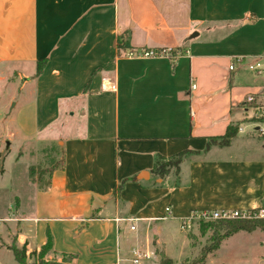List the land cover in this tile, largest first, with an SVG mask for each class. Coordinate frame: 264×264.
I'll return each mask as SVG.
<instances>
[{
  "label": "crops",
  "instance_id": "crops-1",
  "mask_svg": "<svg viewBox=\"0 0 264 264\" xmlns=\"http://www.w3.org/2000/svg\"><path fill=\"white\" fill-rule=\"evenodd\" d=\"M124 32L127 49L174 53L125 57ZM263 55L264 0H0V62L21 68L34 99L33 127L17 112V132L61 149L47 181L33 183L20 243L39 249L51 236L75 264H126L134 246L150 254L141 264L180 261L166 242L190 245L180 222L191 211L263 207L264 140L246 130L256 122L244 102L263 84L247 64ZM230 125L228 144L212 142ZM184 150L178 171H152L158 155ZM258 230L243 231L263 264Z\"/></svg>",
  "mask_w": 264,
  "mask_h": 264
},
{
  "label": "rangeland",
  "instance_id": "rangeland-1",
  "mask_svg": "<svg viewBox=\"0 0 264 264\" xmlns=\"http://www.w3.org/2000/svg\"><path fill=\"white\" fill-rule=\"evenodd\" d=\"M37 66L36 64L27 66L26 70L32 74ZM20 70L21 68L15 64L0 62V169H2L0 170V262L21 264L15 259L14 248L23 250L26 264H39L41 259L63 262L64 258L52 251L46 250L42 253L40 248L29 249L18 240L22 219L29 214L32 207L34 184H44L53 166L58 165L61 160V149L56 140L23 138L17 132L14 123L17 112L20 113L16 117L19 120L23 119L25 128L33 127L31 104L34 99L27 95L31 93L32 87L27 86L23 90L24 77L20 74ZM262 82L263 77H260L258 83ZM247 115L253 117L252 107L248 109ZM254 122L256 124L249 125L246 130L250 131V135L253 133L258 141H263L264 138L260 137V132L255 127H263L264 123ZM67 126L68 115L62 118L57 127L62 134ZM31 167L34 168L33 176L30 173ZM257 210H253L249 219L264 221L263 217L255 215ZM207 221L211 220L195 219L190 229L182 230L186 235L193 234L191 238L188 237L190 245L183 243L182 246V236L177 240L178 245L176 240H167V252L175 258L187 256L192 258L200 254L204 247L212 244L218 233L225 231L224 228L217 229L212 223H206ZM255 229L264 231V227ZM250 244H252L250 235L240 230L237 234L223 238L217 255L209 256L205 264H258L259 246L250 250ZM145 261L146 259H143L142 263ZM126 264L132 262L128 261Z\"/></svg>",
  "mask_w": 264,
  "mask_h": 264
},
{
  "label": "trees",
  "instance_id": "trees-1",
  "mask_svg": "<svg viewBox=\"0 0 264 264\" xmlns=\"http://www.w3.org/2000/svg\"><path fill=\"white\" fill-rule=\"evenodd\" d=\"M118 46L121 51V53L125 52L129 46V38L128 33L124 32L122 33L118 38ZM40 64L38 65V70L41 69V61H39ZM253 120L260 121L261 119L253 116ZM238 126L230 125L228 126L226 132L224 135L212 137V142H218L222 145L228 144L230 142V139L237 133ZM188 152V150L180 151L170 157H165L163 155H158L154 166L152 168V171L159 176H164L165 174L169 173L171 170L178 171L180 162L182 161L184 155ZM2 170V169H0ZM30 173L33 176L34 168H30ZM206 223H212L215 225L217 229L224 228V233H218L216 237L214 238V241L209 247H204L200 254H198L195 257H186L180 261H175L171 257L167 256L166 254H161L159 264H204L207 255L210 252L215 251L217 248H219L221 240L225 237H228L232 235L233 233L245 230V231H252L257 227H264V221L261 219H242V218H231V219H219V220H211L207 221ZM204 228L203 226L201 227ZM193 236L192 233L188 234V237L191 238ZM42 253L46 250L52 251L56 255H60L64 258L63 262L55 261V260H40L39 264H75L74 262V256L69 253H58L53 248V240L52 237L49 236L48 241L41 246ZM15 259L20 262L21 264H26L24 260V252L21 249L14 248L13 249ZM1 264V263H0Z\"/></svg>",
  "mask_w": 264,
  "mask_h": 264
},
{
  "label": "built area",
  "instance_id": "built-area-1",
  "mask_svg": "<svg viewBox=\"0 0 264 264\" xmlns=\"http://www.w3.org/2000/svg\"><path fill=\"white\" fill-rule=\"evenodd\" d=\"M174 49L172 48H129L125 51L124 56L128 58H154L171 55ZM245 60V56L237 55L233 57L232 62L229 65L230 69H233L237 63H241ZM248 69L252 70L256 74L263 76V84L261 90L257 93H248L244 102L254 109V115L260 118L264 123V55L262 62L253 61L247 64ZM192 88L196 87L195 83H192ZM261 133L264 135V126L260 127ZM255 215L264 218V206L257 208ZM166 210L169 212L171 208L168 206ZM255 209H199L193 210L189 215L184 217L180 222V229L185 231L190 229L195 219L202 220H219V219H231L242 218L249 219L252 216V212ZM131 229L135 228L134 224H131ZM150 257V254L143 251L140 247L134 246L131 249L130 260L132 264H141L143 259Z\"/></svg>",
  "mask_w": 264,
  "mask_h": 264
}]
</instances>
